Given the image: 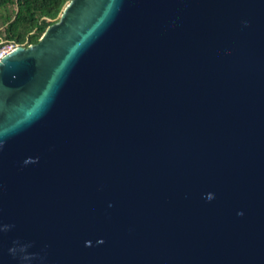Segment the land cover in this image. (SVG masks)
<instances>
[{"label": "water", "instance_id": "water-1", "mask_svg": "<svg viewBox=\"0 0 264 264\" xmlns=\"http://www.w3.org/2000/svg\"><path fill=\"white\" fill-rule=\"evenodd\" d=\"M0 264H264V0H70L5 55Z\"/></svg>", "mask_w": 264, "mask_h": 264}, {"label": "trees", "instance_id": "trees-1", "mask_svg": "<svg viewBox=\"0 0 264 264\" xmlns=\"http://www.w3.org/2000/svg\"><path fill=\"white\" fill-rule=\"evenodd\" d=\"M69 1L0 0V47L5 43L24 46L38 43Z\"/></svg>", "mask_w": 264, "mask_h": 264}, {"label": "built area", "instance_id": "built-area-1", "mask_svg": "<svg viewBox=\"0 0 264 264\" xmlns=\"http://www.w3.org/2000/svg\"><path fill=\"white\" fill-rule=\"evenodd\" d=\"M17 46L19 45L14 43H5L2 47H0V60Z\"/></svg>", "mask_w": 264, "mask_h": 264}, {"label": "rangeland", "instance_id": "rangeland-1", "mask_svg": "<svg viewBox=\"0 0 264 264\" xmlns=\"http://www.w3.org/2000/svg\"><path fill=\"white\" fill-rule=\"evenodd\" d=\"M15 7H11V9H14Z\"/></svg>", "mask_w": 264, "mask_h": 264}]
</instances>
